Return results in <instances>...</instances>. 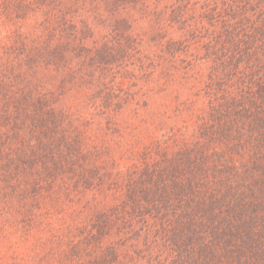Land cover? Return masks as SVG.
I'll list each match as a JSON object with an SVG mask.
<instances>
[{
  "label": "trees",
  "instance_id": "1",
  "mask_svg": "<svg viewBox=\"0 0 264 264\" xmlns=\"http://www.w3.org/2000/svg\"><path fill=\"white\" fill-rule=\"evenodd\" d=\"M163 3L0 0V264H264V0Z\"/></svg>",
  "mask_w": 264,
  "mask_h": 264
},
{
  "label": "rangeland",
  "instance_id": "2",
  "mask_svg": "<svg viewBox=\"0 0 264 264\" xmlns=\"http://www.w3.org/2000/svg\"><path fill=\"white\" fill-rule=\"evenodd\" d=\"M168 0H164V3H163V6H164V4L167 2ZM150 36L151 35H156V33H154V34H149ZM154 39V38H153ZM132 67H134V65H132ZM124 116H125V114H124ZM182 122L181 120H179V119H177L176 120V117H173V118H171V122H172V124H170V125H174L175 123H177V124H179L178 122ZM175 126H177V125H175Z\"/></svg>",
  "mask_w": 264,
  "mask_h": 264
}]
</instances>
